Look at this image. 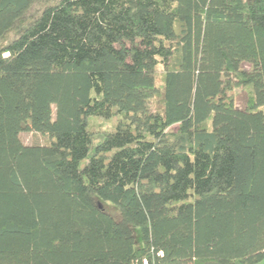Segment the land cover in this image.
I'll return each instance as SVG.
<instances>
[{
  "label": "trees",
  "instance_id": "1",
  "mask_svg": "<svg viewBox=\"0 0 264 264\" xmlns=\"http://www.w3.org/2000/svg\"><path fill=\"white\" fill-rule=\"evenodd\" d=\"M36 1L0 0V264L264 263V0Z\"/></svg>",
  "mask_w": 264,
  "mask_h": 264
},
{
  "label": "rangeland",
  "instance_id": "2",
  "mask_svg": "<svg viewBox=\"0 0 264 264\" xmlns=\"http://www.w3.org/2000/svg\"><path fill=\"white\" fill-rule=\"evenodd\" d=\"M59 0H37L25 18L20 22V25H18L21 29H23L25 26H27L29 23L33 22L40 13L46 8L51 5H54ZM20 29V31H21ZM19 32L12 31L8 35H6L3 38H0V47L9 43L12 39L17 37ZM161 71V68L159 69ZM160 74V73H159ZM235 100L239 107L245 108L248 104V93L245 89H238L235 92ZM114 125V121H106L101 118L93 117L90 119V129L94 133V139L95 141L100 140L103 138V135L111 130V128ZM23 141L27 145H42L45 143V137L34 132L29 124L26 127L25 132L22 135ZM93 151V150H92ZM256 264H264L263 262H259Z\"/></svg>",
  "mask_w": 264,
  "mask_h": 264
},
{
  "label": "built area",
  "instance_id": "3",
  "mask_svg": "<svg viewBox=\"0 0 264 264\" xmlns=\"http://www.w3.org/2000/svg\"><path fill=\"white\" fill-rule=\"evenodd\" d=\"M144 264H148L147 261H145Z\"/></svg>",
  "mask_w": 264,
  "mask_h": 264
}]
</instances>
